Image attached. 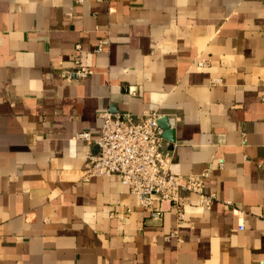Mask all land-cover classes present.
<instances>
[{
  "label": "crops",
  "instance_id": "1",
  "mask_svg": "<svg viewBox=\"0 0 264 264\" xmlns=\"http://www.w3.org/2000/svg\"><path fill=\"white\" fill-rule=\"evenodd\" d=\"M103 112L167 118L210 206L86 179ZM0 264H264V0H0Z\"/></svg>",
  "mask_w": 264,
  "mask_h": 264
},
{
  "label": "built area",
  "instance_id": "2",
  "mask_svg": "<svg viewBox=\"0 0 264 264\" xmlns=\"http://www.w3.org/2000/svg\"><path fill=\"white\" fill-rule=\"evenodd\" d=\"M84 0H76L83 2ZM102 51L101 42L95 52ZM73 70L68 77L85 78L92 74L89 66L81 61V46L75 45ZM203 66L202 62H199ZM159 114L148 112L139 116L131 113L101 114V126L97 134L83 131L73 136L90 142L95 151H87L84 176L86 179L106 173L115 174L137 198L139 206L150 211L154 218H160L163 203L176 209L178 218H183L188 206V196L183 192L199 195L200 206L208 207L212 196L205 195L204 175L174 174L169 170L170 157L163 153V129Z\"/></svg>",
  "mask_w": 264,
  "mask_h": 264
},
{
  "label": "water",
  "instance_id": "3",
  "mask_svg": "<svg viewBox=\"0 0 264 264\" xmlns=\"http://www.w3.org/2000/svg\"><path fill=\"white\" fill-rule=\"evenodd\" d=\"M158 123H159L160 127L162 129H164V131H165L164 135L169 134V131H168L169 125H168V122H167V118H165V117L159 118Z\"/></svg>",
  "mask_w": 264,
  "mask_h": 264
}]
</instances>
